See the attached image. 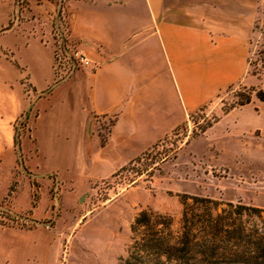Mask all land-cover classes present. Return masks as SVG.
<instances>
[{"label":"crops","instance_id":"crops-1","mask_svg":"<svg viewBox=\"0 0 264 264\" xmlns=\"http://www.w3.org/2000/svg\"><path fill=\"white\" fill-rule=\"evenodd\" d=\"M16 5L0 0V216L9 218L0 223V264L41 261L54 241L61 256L66 220L56 217L51 189L75 229L72 209L91 182L139 157L226 88L264 90V60L259 73L249 72L264 36V24L256 32L257 0H63L70 35L99 66L62 82L50 42L58 4ZM250 103L257 106L249 118L262 120L248 133L264 137V102L252 96L203 133ZM31 104L18 150L17 121ZM110 118L101 144L96 120Z\"/></svg>","mask_w":264,"mask_h":264},{"label":"rangeland","instance_id":"rangeland-1","mask_svg":"<svg viewBox=\"0 0 264 264\" xmlns=\"http://www.w3.org/2000/svg\"><path fill=\"white\" fill-rule=\"evenodd\" d=\"M257 2L260 12L256 32L264 24V0ZM260 39L249 59L252 74L260 72L264 60V36ZM258 88H226L212 105L189 116L147 149L144 159L134 166L121 172L117 169L108 177L91 182L72 209L75 229L69 224L71 217L58 203L56 217L65 218L63 231L67 233L61 256L54 241L47 258L33 264H121L135 215L145 208L168 213L178 227L182 210L179 195L184 193L225 202L240 201L264 209V137L248 133L262 120L249 118V114L256 113L257 105L250 103L241 115L233 112L209 134L203 133L218 114L238 105L246 96L255 97L252 90ZM247 114L243 122L241 117ZM112 121L113 118L99 121L100 142L107 138ZM54 194L51 189L49 196ZM7 221L5 215L0 216V223Z\"/></svg>","mask_w":264,"mask_h":264},{"label":"trees","instance_id":"trees-1","mask_svg":"<svg viewBox=\"0 0 264 264\" xmlns=\"http://www.w3.org/2000/svg\"><path fill=\"white\" fill-rule=\"evenodd\" d=\"M59 21L65 24L61 11ZM252 91L264 102L263 89ZM250 100L251 95L246 96L238 105L248 104ZM25 115L17 121L19 137L30 129V114L27 118ZM146 154L129 161L118 172L134 166ZM179 202L182 210L178 227L168 213L145 208L135 215L121 264H264L262 207L188 193L179 195Z\"/></svg>","mask_w":264,"mask_h":264},{"label":"built area","instance_id":"built-area-1","mask_svg":"<svg viewBox=\"0 0 264 264\" xmlns=\"http://www.w3.org/2000/svg\"><path fill=\"white\" fill-rule=\"evenodd\" d=\"M39 4H46L51 1H55L58 6H57V11L56 13L53 14L52 16V28H51V33H50V42H51V47L53 50V73L55 76L56 81L55 82H62L66 80L74 70L76 69H90L93 70L95 69L98 65V63H94L90 57L88 56V53L86 51V48L83 46L79 40L73 38L70 33L68 28L66 27L65 24H61L59 21V14L61 11H58V7L60 6V2L63 0H35ZM25 0H17V7L19 8ZM28 91H30L28 89ZM32 94V97L36 99L38 95H35L30 91ZM104 119H97V125L99 121H102ZM55 194L52 197L55 206H58V201H59V191L58 188L53 189Z\"/></svg>","mask_w":264,"mask_h":264},{"label":"water","instance_id":"water-1","mask_svg":"<svg viewBox=\"0 0 264 264\" xmlns=\"http://www.w3.org/2000/svg\"><path fill=\"white\" fill-rule=\"evenodd\" d=\"M61 7H62V1L60 2V6L58 7V11L60 10ZM32 105H33V104L30 105V107H29V109H28V111H27V113H26V115H25V118H27V117L29 116V113H30V111H31ZM25 118H24V119H25ZM18 128H19V125H18ZM18 128H17V129H18ZM16 145H17V149L19 150V149H20V146H19V136L16 137ZM19 159H20V161H19V162H20V166L22 167L23 171H25V169H24V167H23V164H22L21 157H20Z\"/></svg>","mask_w":264,"mask_h":264}]
</instances>
